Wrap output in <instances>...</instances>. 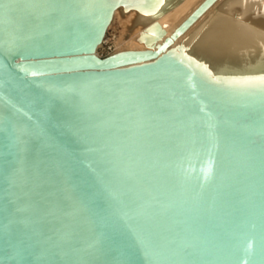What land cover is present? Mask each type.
<instances>
[{"label": "water", "instance_id": "obj_1", "mask_svg": "<svg viewBox=\"0 0 264 264\" xmlns=\"http://www.w3.org/2000/svg\"><path fill=\"white\" fill-rule=\"evenodd\" d=\"M141 1L0 0V264H264V84L143 63L216 0L88 52Z\"/></svg>", "mask_w": 264, "mask_h": 264}, {"label": "bare ground", "instance_id": "obj_2", "mask_svg": "<svg viewBox=\"0 0 264 264\" xmlns=\"http://www.w3.org/2000/svg\"><path fill=\"white\" fill-rule=\"evenodd\" d=\"M201 1L142 0L126 12L120 3L113 8L100 41L88 52L98 55L106 29L118 14L124 25V44L115 47L113 54L151 50ZM161 55L177 61L198 79L217 85L264 84V0H216L165 51L143 63ZM3 114L0 103V120Z\"/></svg>", "mask_w": 264, "mask_h": 264}, {"label": "rangeland", "instance_id": "obj_3", "mask_svg": "<svg viewBox=\"0 0 264 264\" xmlns=\"http://www.w3.org/2000/svg\"><path fill=\"white\" fill-rule=\"evenodd\" d=\"M121 18L122 17L119 14L112 18L108 28L106 29V39L97 49L98 56L105 57L111 55L114 53V50L116 49L115 47L119 46V44H124V42L121 41V36H123L122 33L125 34L123 32L124 25Z\"/></svg>", "mask_w": 264, "mask_h": 264}]
</instances>
